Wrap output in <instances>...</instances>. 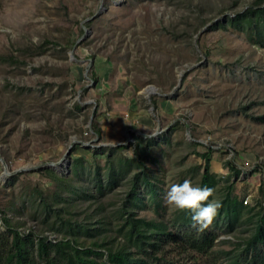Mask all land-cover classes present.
<instances>
[{
    "label": "rangeland",
    "instance_id": "rangeland-1",
    "mask_svg": "<svg viewBox=\"0 0 264 264\" xmlns=\"http://www.w3.org/2000/svg\"><path fill=\"white\" fill-rule=\"evenodd\" d=\"M257 9L264 0H0V209L62 239L29 218L30 190L48 193L44 171L67 175L77 157L103 165L100 153L118 146L145 158L168 224L167 188L199 181L204 163L192 151L209 154L219 187L232 183L241 202L250 195L245 206L263 207L264 42L247 13ZM128 187L74 202L72 218L92 224L102 204L113 231ZM250 227L218 229L214 250L232 251Z\"/></svg>",
    "mask_w": 264,
    "mask_h": 264
},
{
    "label": "trees",
    "instance_id": "trees-1",
    "mask_svg": "<svg viewBox=\"0 0 264 264\" xmlns=\"http://www.w3.org/2000/svg\"><path fill=\"white\" fill-rule=\"evenodd\" d=\"M247 13L256 14V23L262 22L257 24L256 35H263L262 41H257L263 44L264 9ZM123 148L118 146L100 153L104 155L103 165L95 159L87 163L77 157L71 161L67 175L46 170L43 176L52 185L50 192L45 193L37 186L30 190L29 218L39 220L47 230L61 233L62 239L51 241L43 230L36 232L33 226L23 229L24 221H12L8 211L0 209V264H217L221 256H225L226 264H264V206L243 205L232 183L219 187L222 179L210 171L208 153L192 151L204 163L197 185L213 188V196L220 195L216 199L221 207L209 227L198 231L188 212L175 210L170 224L160 219L162 197L155 177L143 156L135 152L134 157L128 158L118 153ZM92 156L95 158V154ZM225 166L233 176H238L239 171L231 162ZM121 182L129 187L114 212L122 220L116 229L108 228L109 216L102 214V204L96 207L99 217L92 224L86 219L72 218L69 208L74 202L100 201ZM136 210H151L154 216L138 217ZM251 211L254 217L243 219ZM244 223L250 224L251 229L235 249L214 250L218 229L232 231ZM111 231L114 237H100Z\"/></svg>",
    "mask_w": 264,
    "mask_h": 264
},
{
    "label": "clouds",
    "instance_id": "clouds-1",
    "mask_svg": "<svg viewBox=\"0 0 264 264\" xmlns=\"http://www.w3.org/2000/svg\"><path fill=\"white\" fill-rule=\"evenodd\" d=\"M213 188L199 186L190 179L171 184L164 193V203L170 208L191 213L193 227L202 231L209 227L221 204L213 196ZM209 197H213L209 199Z\"/></svg>",
    "mask_w": 264,
    "mask_h": 264
},
{
    "label": "built area",
    "instance_id": "built-area-1",
    "mask_svg": "<svg viewBox=\"0 0 264 264\" xmlns=\"http://www.w3.org/2000/svg\"><path fill=\"white\" fill-rule=\"evenodd\" d=\"M249 199H250V195H246V196L243 198V200H242V204L247 205L248 202H249Z\"/></svg>",
    "mask_w": 264,
    "mask_h": 264
}]
</instances>
